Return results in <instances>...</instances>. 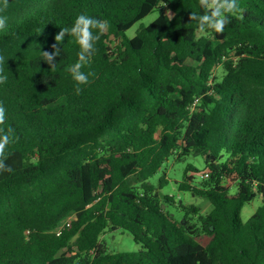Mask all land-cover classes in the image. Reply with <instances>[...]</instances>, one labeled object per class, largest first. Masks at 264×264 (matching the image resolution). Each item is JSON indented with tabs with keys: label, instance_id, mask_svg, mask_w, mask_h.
Segmentation results:
<instances>
[{
	"label": "trees",
	"instance_id": "obj_1",
	"mask_svg": "<svg viewBox=\"0 0 264 264\" xmlns=\"http://www.w3.org/2000/svg\"><path fill=\"white\" fill-rule=\"evenodd\" d=\"M216 2L8 0L0 264H264V0H238L222 32L202 31L192 16ZM80 14L105 28L93 30L96 51L81 69L89 83L77 94L80 47L55 37ZM54 45L51 67L42 53ZM187 155L203 157L202 179L188 164L177 187L212 207L178 203L177 220L174 198L159 195L165 173L149 180ZM116 229L141 249L109 251L103 235Z\"/></svg>",
	"mask_w": 264,
	"mask_h": 264
},
{
	"label": "clouds",
	"instance_id": "obj_2",
	"mask_svg": "<svg viewBox=\"0 0 264 264\" xmlns=\"http://www.w3.org/2000/svg\"><path fill=\"white\" fill-rule=\"evenodd\" d=\"M8 0H0V13L7 8ZM203 7H208V0H201ZM239 12L238 0H218V2L212 5L210 14H204L202 16H192V19L197 20L200 29L203 31L205 28L214 30L215 32H222L226 23V14H235ZM7 25V17L0 14V30H4ZM105 28V24L95 17L88 16L86 14H80L76 17L72 27L70 29H62L55 40L59 45L65 38V34L75 37L76 42L80 47L78 53L77 62L70 67L72 79L76 82V93L79 94V85H86L89 83V74L81 71V69L87 65L96 51V42L99 39V35H95L93 30H99L102 32ZM52 53L43 52V60L46 61L51 67L55 66V58L61 55L60 48L53 46ZM7 63L4 55H0V85L7 81V75L4 74L3 65ZM6 119V109L0 104V123H3ZM10 138L8 135L0 137V155H2L5 147L9 143Z\"/></svg>",
	"mask_w": 264,
	"mask_h": 264
},
{
	"label": "rangeland",
	"instance_id": "obj_3",
	"mask_svg": "<svg viewBox=\"0 0 264 264\" xmlns=\"http://www.w3.org/2000/svg\"><path fill=\"white\" fill-rule=\"evenodd\" d=\"M158 11L154 9L152 12L148 13L141 20L132 25L127 31L126 35L132 37L136 29L140 24L147 25L156 16ZM222 72V68L217 69L216 74L219 75ZM188 164L193 165L199 170V173H194V181L198 182L202 179V171L205 169L204 159L201 155H187L177 160L174 156H170L169 159L163 164L161 169L150 178V182L157 186L159 178L165 173L167 178V183L158 189L159 195H170L174 198L175 205H167V210L174 216L175 219L179 220L182 217V209L177 205L182 203L183 205L193 204L201 209L204 214L211 209V204L203 197L192 196L189 192L181 191L177 187V182H179L184 173V169ZM236 192L235 184L229 186V193L234 194ZM261 199L257 194L254 199L246 204L241 209L240 218L242 222H245L247 218L254 212V210L260 205ZM104 242L109 251H137L141 249V244L136 242L130 233L127 231L116 229L107 234L103 235Z\"/></svg>",
	"mask_w": 264,
	"mask_h": 264
}]
</instances>
